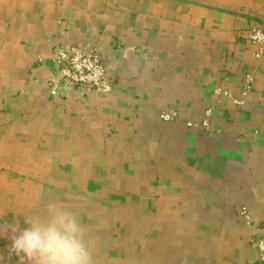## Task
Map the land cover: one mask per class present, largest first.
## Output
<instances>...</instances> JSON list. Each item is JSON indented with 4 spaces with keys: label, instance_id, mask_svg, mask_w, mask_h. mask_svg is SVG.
Listing matches in <instances>:
<instances>
[{
    "label": "crops",
    "instance_id": "obj_1",
    "mask_svg": "<svg viewBox=\"0 0 264 264\" xmlns=\"http://www.w3.org/2000/svg\"><path fill=\"white\" fill-rule=\"evenodd\" d=\"M262 25L264 0H0V235L57 201L95 264H260ZM71 46L110 93L61 80Z\"/></svg>",
    "mask_w": 264,
    "mask_h": 264
},
{
    "label": "clouds",
    "instance_id": "obj_2",
    "mask_svg": "<svg viewBox=\"0 0 264 264\" xmlns=\"http://www.w3.org/2000/svg\"><path fill=\"white\" fill-rule=\"evenodd\" d=\"M7 238L8 258L17 264H95L91 241L79 216L57 201H49L44 213L28 215ZM0 264H5L0 257Z\"/></svg>",
    "mask_w": 264,
    "mask_h": 264
},
{
    "label": "built area",
    "instance_id": "obj_3",
    "mask_svg": "<svg viewBox=\"0 0 264 264\" xmlns=\"http://www.w3.org/2000/svg\"><path fill=\"white\" fill-rule=\"evenodd\" d=\"M247 40L251 44L262 46L264 43V25L250 30L247 34ZM260 54L261 51L259 50L256 56L258 57ZM53 62L56 64L57 72L63 82L84 87L97 93H110L111 80L106 75L105 67L96 54L82 52L74 46L68 48L58 47L54 50ZM51 94L54 95L55 92H51ZM223 94L228 95L227 92H223ZM211 114L210 109L205 111L202 126L208 127V118ZM159 117L164 122H171L176 119L177 114L173 110H168L160 112ZM187 125L192 126L191 123ZM242 215L246 221L249 220L246 209H242ZM255 249L259 263L264 264V236L255 241ZM11 258H14V256Z\"/></svg>",
    "mask_w": 264,
    "mask_h": 264
}]
</instances>
